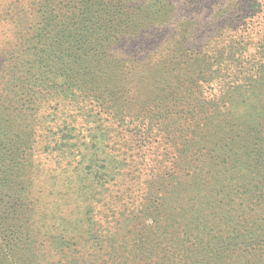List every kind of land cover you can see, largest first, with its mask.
<instances>
[{"label":"trees","instance_id":"trees-1","mask_svg":"<svg viewBox=\"0 0 264 264\" xmlns=\"http://www.w3.org/2000/svg\"><path fill=\"white\" fill-rule=\"evenodd\" d=\"M0 7V264H264V0Z\"/></svg>","mask_w":264,"mask_h":264},{"label":"rangeland","instance_id":"rangeland-1","mask_svg":"<svg viewBox=\"0 0 264 264\" xmlns=\"http://www.w3.org/2000/svg\"><path fill=\"white\" fill-rule=\"evenodd\" d=\"M6 1H7V0H6ZM11 1H13V0H11ZM2 9H3V8H2ZM1 13H4V9H3V11H2V10H1V7H0V14H1ZM2 24H3V23L0 24V28H1V29H3V28H8L7 26H6V27L2 26ZM1 62H3V58H2V57H0V64H1ZM52 159H53V158H51V160H52Z\"/></svg>","mask_w":264,"mask_h":264}]
</instances>
